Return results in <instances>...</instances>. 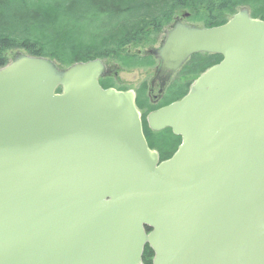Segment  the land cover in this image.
<instances>
[{
  "label": "water",
  "instance_id": "95a60500",
  "mask_svg": "<svg viewBox=\"0 0 264 264\" xmlns=\"http://www.w3.org/2000/svg\"><path fill=\"white\" fill-rule=\"evenodd\" d=\"M201 53L222 61L147 117L182 139L162 162L101 60L0 69V264H141L146 244L153 264H264V21L177 23L150 51L151 101Z\"/></svg>",
  "mask_w": 264,
  "mask_h": 264
},
{
  "label": "trees",
  "instance_id": "16d2710c",
  "mask_svg": "<svg viewBox=\"0 0 264 264\" xmlns=\"http://www.w3.org/2000/svg\"><path fill=\"white\" fill-rule=\"evenodd\" d=\"M241 9L264 21V0H0V69L9 64L8 53L18 50L52 60L60 69L94 60L115 61L125 71L151 69L155 58L148 52L130 53V47L154 48L164 28L185 13L190 24L215 28ZM221 61L219 55L192 56L180 71L182 80L172 83L158 104L151 102L147 82L136 89L146 140L161 162L176 153L181 138L170 129L152 132L148 114L183 98L195 79ZM116 75L102 78V88H116ZM152 256L146 248L143 264H151Z\"/></svg>",
  "mask_w": 264,
  "mask_h": 264
},
{
  "label": "rangeland",
  "instance_id": "374dc122",
  "mask_svg": "<svg viewBox=\"0 0 264 264\" xmlns=\"http://www.w3.org/2000/svg\"><path fill=\"white\" fill-rule=\"evenodd\" d=\"M183 22L187 23L188 21ZM174 23H171L170 25L172 26ZM198 26V25H197ZM170 26H166L163 30L164 33H162L160 40L158 44L156 45L160 47L159 43L163 40L164 35L166 32H168V29ZM167 30V31H165ZM148 49H139V48H131L130 47V53H140L144 55V53H147ZM20 55H26L24 51L18 50V51H12L9 52L7 55V59L9 63H12L13 60ZM107 63V62H106ZM107 68H110L111 73L113 74L114 72H117V75L114 77L115 83H116V88H122L126 87L128 90H133L136 91V89L139 87L140 84L147 82L149 83L152 78L155 76L156 72V67L151 68V69H138V70H132V71H125L123 68L119 66V64L115 61L107 63ZM180 80V75H175L172 83L175 81Z\"/></svg>",
  "mask_w": 264,
  "mask_h": 264
},
{
  "label": "flooded vegetation",
  "instance_id": "af4514ba",
  "mask_svg": "<svg viewBox=\"0 0 264 264\" xmlns=\"http://www.w3.org/2000/svg\"><path fill=\"white\" fill-rule=\"evenodd\" d=\"M182 16H183V15H180V16H177V17H175V18L173 19L172 23H174V24H173L172 26L169 25L170 28L168 29V31L171 30V29H172L177 23H179V22H181L182 24H186L185 22H183L184 19L182 18ZM184 21H186V20H184ZM165 31H167V30H165ZM166 33H167V32H166ZM166 33H165V35H166ZM165 35H164V37H165ZM163 40H164V38H163ZM163 40L159 43V45L162 44ZM178 74L180 75L179 72H178L176 75H178ZM172 80H173V78H172ZM172 80H171V81H172ZM180 80H182V79H180ZM180 80H179V82H180ZM170 83H171V82H170ZM170 83L168 84V86L165 88V90L163 91V93H162L161 95L158 94V93H159V87H158V85L155 86L154 95H155V98L158 100V102L162 101V99H163L164 96L166 95V93H167L169 87L171 86ZM158 154H159V153H158ZM145 230H146V233H147V234H149V233L151 232V230H150L149 228H145ZM146 248H150V246H149V245H146L145 249H146ZM152 252H153V251H152ZM154 256H155V253L153 252V256H152V258H151V264H153Z\"/></svg>",
  "mask_w": 264,
  "mask_h": 264
}]
</instances>
